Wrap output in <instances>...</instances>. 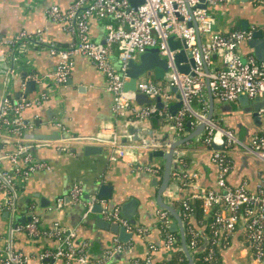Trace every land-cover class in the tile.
I'll use <instances>...</instances> for the list:
<instances>
[{
	"label": "crops",
	"instance_id": "crops-1",
	"mask_svg": "<svg viewBox=\"0 0 264 264\" xmlns=\"http://www.w3.org/2000/svg\"><path fill=\"white\" fill-rule=\"evenodd\" d=\"M73 1L0 0V55H5V60H0V100L3 95L9 94L14 104L23 99L46 95L40 105L22 111L28 126L23 131L22 137L17 139L24 143L31 161L45 164V167L32 172L26 180L17 179L16 194L12 199L13 207L4 209L1 207L8 196L0 191V247L3 249L10 242L13 251L22 252L29 257L25 264H63L61 259L46 258L48 261H45L38 258L44 250H51L57 246V241L32 238L26 232L16 229L18 225L25 223L26 218L31 214H36L39 216L41 228L51 229L57 222L66 231H72L73 244L85 247V253L89 258L87 264H131L134 259L144 258L149 251L148 245L159 244L161 236L157 222V210L160 206L156 201V194L163 178V160L159 157L150 158L145 151L148 147L143 144L147 139L142 140V137H148L145 131L148 132L149 129H156L155 137L161 138L165 133L172 135L173 131H170L171 127L167 126L169 124L162 122L157 115L147 119H136L129 111L115 113L114 95L108 89L105 75L83 55L73 57V65L66 82L60 84L55 82L53 74L57 57L49 53L48 46L54 44L66 48L75 40V36L63 29L60 23L50 21L46 10L52 4L65 10ZM215 10H221L224 16L222 23L215 21L217 32L225 33L233 29H242L243 25L245 29L264 27V7L256 0L243 2L226 0ZM109 20L110 18H91L89 37L92 41L104 42L106 33L104 25ZM22 31L30 38L18 41L12 48L8 46L7 41ZM15 47V57L12 61L11 52ZM153 47L154 49L148 51L159 53L158 47ZM237 51L245 60L250 56L255 58L254 50L247 41L242 42ZM110 60L113 67L119 69L116 46L113 47ZM135 61L139 63V57H136ZM220 65L219 59L215 57L210 69ZM11 66L13 71L6 74L5 69ZM25 72L28 74L24 77ZM165 78L166 72L162 79H159L152 70L150 75H141L139 80L161 82ZM29 79H35L36 84L33 90L29 87V91L26 92L24 82ZM205 97L208 107L207 88ZM248 100L249 103L238 97L230 102L213 99V115L219 119L220 125L233 130L239 141L228 153L232 169L226 176L227 184L231 187L242 185L248 192L255 194L259 188L260 177L264 174V159L244 153L241 148L243 145H248L255 134L264 135V113L260 110L255 111L254 99L248 98ZM177 101L175 97L169 105ZM198 104L197 99L191 102V109L195 113L201 112ZM189 118L191 119L187 122H190V131H193L199 120L194 115ZM131 126L141 128L138 139L134 141L129 134ZM188 133L184 128L180 134H175L174 138ZM114 137L125 152L124 158L116 160L110 158L111 148L107 141ZM85 139H94L102 150L84 155L82 144L74 141ZM17 140L11 137L2 142L1 139L0 169H11L6 153L14 150ZM60 142L63 144L61 145ZM200 144H202L200 137H195L176 149L177 152H185L184 156L175 159L180 165L179 169H185L188 173H197L196 188H185L179 179L170 177L162 192V200L177 212L183 199L195 204L198 200L194 196L197 191L218 190L215 167L210 160L208 147ZM148 149L159 150L154 146ZM149 165L161 170L157 173H148L138 169L139 166ZM75 182L81 183L83 193H88L89 198L96 196L99 186H110L111 198H104L102 201L107 203L108 208H117L125 219L127 218L122 214L123 203L131 199L136 200L133 216L135 223L129 224L133 229L145 228L146 231L139 232L137 229L127 231L132 233L130 240L127 243H120L126 245L128 249L112 259L104 260L106 250L113 247L117 235L108 229L98 227L94 215L85 216L81 201L73 202L70 189ZM40 197L44 198L42 202ZM215 210L217 207L202 208L200 219L196 214L190 217V222L202 236L207 237V224ZM131 211L129 208L128 212ZM220 211L227 214L224 209ZM6 212L10 214L5 217ZM170 219V223L173 224L175 219L171 214ZM174 232L180 236L178 229ZM229 240H231L230 245L221 249L219 264H258L254 261L247 245L246 233L241 221L237 223ZM171 250L173 249L161 247L153 252L156 258L162 260Z\"/></svg>",
	"mask_w": 264,
	"mask_h": 264
},
{
	"label": "built area",
	"instance_id": "built-area-1",
	"mask_svg": "<svg viewBox=\"0 0 264 264\" xmlns=\"http://www.w3.org/2000/svg\"><path fill=\"white\" fill-rule=\"evenodd\" d=\"M225 1L144 0L137 7H133L128 0H74L65 10L52 4L46 10L47 18L60 23L63 29L75 36V40L66 48L54 44H49L48 47L49 53L57 57L53 78L59 84L68 79L75 55L89 58L105 75L108 89L114 95L113 111L117 114L129 111L136 119H147L152 115L160 116L174 129L176 135L180 134L185 127L183 126L184 116L194 115L199 120L198 124L205 120V128L200 137L201 143L205 147L215 144L221 148L208 149L210 160L215 167V181L218 190L197 191L194 195L201 200L203 209L217 207L218 210L214 211L209 221L212 236L203 252V264H219L217 258L219 240L222 238L227 241L239 221L244 227L247 245L253 254L254 261L264 264V174L260 177L259 188L255 194L248 192L242 185L237 187L228 185L226 176L231 171L232 165L226 155L233 145L238 143L237 137L233 130L220 125L219 119L214 115L206 120L207 79L212 98L219 102L233 101L241 93L250 99L264 95V61H258L253 56L243 61L237 51L242 42L253 37L255 30L261 29L264 34V27L239 28L225 33L217 32L211 9H215ZM256 1L264 7V0ZM201 4H205L206 7H200ZM93 17L110 18L104 25L106 33L103 43H96L89 37L90 20ZM170 37L181 41L185 51L191 54L193 65L187 73L180 71L175 63V55L179 49L170 47L168 41ZM28 38L30 37L22 31L8 40L7 44L12 48L18 41ZM114 46L118 49L119 69L114 68L110 60ZM149 46H157L159 55L166 59V78L161 82L139 80L132 94L138 92L151 99L159 97L163 103L161 108L156 103L143 106L132 104L131 98L127 96L128 92L123 90V82L128 80L125 73L128 62L146 51ZM215 57L219 59L221 65L210 69ZM4 59L5 55H0V60ZM185 64L186 61L179 62V65ZM5 71L6 74L10 73L11 68L7 67ZM173 87L176 88V92H172ZM176 94L180 95L182 105L177 113L172 115L169 102L176 97ZM44 98L46 95L41 94L34 99H23L13 104L9 94L3 95L0 100V141L2 139L3 142L11 137L17 140L22 137L23 131L28 126L22 116V111L31 106L40 105ZM193 99H197L201 112L192 111ZM260 112L264 113V109ZM108 143L111 148V159L124 158L125 152L117 144L116 137L107 141ZM241 149L244 153L254 154L264 159V135L255 134L249 144L243 145ZM6 157L11 163V169H0V191L8 196L7 201L1 205L3 209L13 207L16 176L18 175L19 180H26L32 172L45 167V164L31 161L27 148L19 140L15 143L14 150L6 153ZM138 169L148 173L159 171L151 165L139 166ZM170 177L179 179L185 188H196L197 173H188L185 169H172ZM81 194V183H73L70 189L73 202H80ZM95 201L96 197L92 196L86 205L91 207ZM100 202L101 214L105 220L123 225L126 231H136L137 228L133 229L127 219L119 214L117 208L109 209L107 203ZM180 206L181 214H179L190 218L192 213L189 200H181ZM220 209L227 211V214H223ZM157 217L160 223H168L170 213L160 207L157 210ZM39 223V216L31 214L25 223L16 227L17 230L26 232L32 238L57 241V246L51 250H44L38 255L39 259H61L63 264L89 263L85 247L73 244L74 233L72 231H66L57 222L51 229L41 228ZM137 230L146 231L145 228ZM173 246V237L168 235L165 248L171 249ZM187 247L193 250L196 247V241L192 239ZM155 248L154 244L148 245L149 251H154ZM125 249L128 247L115 238L113 247L106 250L104 260L110 259L113 254L121 253ZM0 254V264H25L29 258L22 252L13 251L10 242L3 249L0 247ZM145 260V264H152L150 256H147ZM131 264L140 263L138 259H134Z\"/></svg>",
	"mask_w": 264,
	"mask_h": 264
},
{
	"label": "water",
	"instance_id": "water-1",
	"mask_svg": "<svg viewBox=\"0 0 264 264\" xmlns=\"http://www.w3.org/2000/svg\"><path fill=\"white\" fill-rule=\"evenodd\" d=\"M130 4L133 7H137L139 4L143 3L144 0H128ZM243 2L245 0H228V2ZM202 8H205V4L199 5ZM242 29H245V25L242 26ZM169 45L172 49L178 48L179 51L175 55V63L177 64V67L180 71L187 73L189 71L190 66L193 65V59L191 58V54L189 51H185L184 45L181 41L179 40H173L172 37L169 38ZM248 45L253 48L254 50V56L258 61H264V34L261 31V29L255 30L253 33V37L247 41ZM16 45V44H15ZM14 45V46H15ZM13 46V47H14ZM15 51L16 47L13 48L11 52V57L12 61L15 57ZM139 63L135 61V59L130 60L127 64V69L125 70L126 75L128 76V80L123 82V90L127 93V96L130 99V102L132 104L138 105V106H143L144 104H153L156 103L158 107H162L163 103L160 100L159 97L156 99H151L148 98L145 94L141 93H134L132 92L135 91V87L137 85V82L139 81V78L141 75H150L152 70L154 71V75L158 77L159 79H162L163 74L167 71V65H166V59L161 57L159 53L157 52H151V51H144L141 53L139 56ZM5 60V59H4ZM181 61H186L185 65H179V62ZM206 71H208L207 67H205ZM11 71H13V66H11ZM27 72L24 73V77L27 76ZM26 85V92L29 91V87L32 88L36 84L35 79H29L24 82ZM206 88H207V93L209 96V105H208V112L206 115V120L210 119L213 116V98L211 96V93L208 88V79L206 80ZM172 92H176V88H172ZM25 98V97H24ZM176 98L178 99L177 102L172 103L169 105V110L172 115H175L180 109L182 105L181 97L179 94H176ZM239 99H244L247 103H249L248 97L244 94L241 93L238 96ZM254 103H256L255 106V111L259 112V110L264 109V95L263 97H258L254 98ZM259 114V113H257ZM205 120L200 122L193 131H190V122L185 123V131L189 132L187 135L179 137V138H174L175 137V131L173 128L170 129V131H173L172 135H168V133H165L164 136L161 137H155L157 130L156 129H149V131H145L148 133V137L146 136L145 138L142 137L143 139H147L144 141L143 144L146 145V148L150 146H154L159 150H149L148 148L145 150L150 158L152 157H159L163 160V178L160 184L159 189L157 190L156 194V201L158 205L164 209H166L171 215H173L175 222L170 225V230L171 231H176L177 229L179 230L180 234V239H181V249L186 255V258L189 262V264H194L193 259L191 257L190 252L187 249V245L185 243V238H184V230H183V224L181 221V218L178 214V212L169 204L165 203L162 200V192L166 188L169 179H170V174L172 169H179L180 165L177 163L175 159L178 157L184 156L185 152L180 151L177 152L176 149L179 145H182L184 143H189L191 140H193L195 137H201L204 128H205ZM168 128H170L169 125H167ZM139 127H134L131 126L129 129V134L131 140H136L138 139V134H139ZM148 130V129H146ZM144 132V131H143ZM140 135V134H139ZM141 139V138H140ZM124 140V139H123ZM66 140H64L65 142ZM73 142V141H72ZM239 142V141H238ZM74 143L82 144V151L84 155H91L96 152H100L102 150V147L97 144L98 142L95 141L94 139H85L83 141H74ZM195 145V144H194ZM202 144H200L201 146ZM220 149L221 147L219 145L211 144L208 149ZM110 186H105L101 185L99 186L97 193H96V201L93 203L91 207H88L86 205L88 199H89V194L88 193H83L82 189V194H81V203L84 207V215L89 216V215H94L96 218V222L98 227L108 229L110 232L114 233L117 235V238L120 242L122 243H127L131 236V232H127L126 228L124 226L118 225L116 222H108L105 219H103V216L101 214L102 206L101 202L102 199L104 198H111V194L109 193ZM43 197H40V201H43ZM69 200H71L70 197H68ZM136 200L131 199L122 205V214L128 219V222L130 224H134L135 220L133 219V216L135 214V205H136ZM131 209V212H128V209ZM109 209H112L111 207ZM127 210V211H126ZM131 213V214H130ZM10 212H6L4 216L6 217L9 215ZM28 218H26L27 220ZM202 236V235H201ZM203 243L202 245L198 248V251H201L204 249L205 245L208 242V239L206 236H202ZM119 253L113 254L112 257L118 255ZM112 257L110 259H112ZM45 261H48V259H45Z\"/></svg>",
	"mask_w": 264,
	"mask_h": 264
},
{
	"label": "trees",
	"instance_id": "trees-1",
	"mask_svg": "<svg viewBox=\"0 0 264 264\" xmlns=\"http://www.w3.org/2000/svg\"><path fill=\"white\" fill-rule=\"evenodd\" d=\"M158 118L161 119L160 116H158ZM190 119L191 118H189L188 116H184L183 117L184 124L187 121H189ZM161 121L164 122L162 119H161ZM164 123L168 124V122H164ZM184 124H183V126H184ZM226 157H227V159H229L228 155H226ZM159 170H161V169H159ZM16 179H18V175L15 177V181H16ZM180 205H181V201H180ZM190 206H191V213L192 214H196L197 218L200 219L201 216H202L201 200L198 199L195 202V204H191L190 203ZM178 212L181 214V206H180ZM180 214H179V216L181 218V221H183V230H184V238H185L186 245H188L192 239H194L196 241V247L193 250H190L188 247H187V249H188V251L191 254V257L193 259L194 264H203V260H202V257H203V254H204L203 252L206 249L205 247L208 245L209 241L211 240V236H212L211 229L209 227V222L207 224L208 225L207 226L208 242L205 245L203 250L198 251V248L203 243L202 236L195 229V227L193 226L192 222H190V218L182 217V215H180ZM170 220L171 219L169 218L168 223H163V224L160 223L157 220V222L159 223L158 226L161 225V227H160L161 236H160L159 244L158 243H154V245L156 246L155 251L157 249L161 248V247H162V249H165V243H166V240H167V236L171 235L173 237V240H174V246H173V248H171L173 250H171L168 253V255L165 256L166 258H164L162 260H159L158 258H156L154 256V252L153 251H148L144 258L138 259L140 264H145V262H146L145 258L147 256H150V262L152 264H189V262H188V260L186 258V255L184 254V252L181 249L180 236L177 234V232H174V231L170 230V224H171ZM229 239L227 241L224 240V239H221V242L218 243V245H217V258H218V260L220 259V253H221V249L223 248V246L226 247V246L230 245V241L231 240H229ZM51 240L54 241L53 239H51Z\"/></svg>",
	"mask_w": 264,
	"mask_h": 264
},
{
	"label": "rangeland",
	"instance_id": "rangeland-1",
	"mask_svg": "<svg viewBox=\"0 0 264 264\" xmlns=\"http://www.w3.org/2000/svg\"><path fill=\"white\" fill-rule=\"evenodd\" d=\"M211 13H212V15H213L215 21H217V23H222V22H223V17H224V16L222 15L221 10H218V11H217V10H215V9H211ZM151 48L154 49L153 46H149V47H147V50H149V49H151ZM155 48H157V46H155ZM242 60L245 61V58H242Z\"/></svg>",
	"mask_w": 264,
	"mask_h": 264
}]
</instances>
